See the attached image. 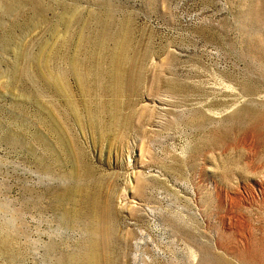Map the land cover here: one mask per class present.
I'll return each mask as SVG.
<instances>
[{
	"label": "rangeland",
	"instance_id": "374dc122",
	"mask_svg": "<svg viewBox=\"0 0 264 264\" xmlns=\"http://www.w3.org/2000/svg\"><path fill=\"white\" fill-rule=\"evenodd\" d=\"M94 258L264 264V0H0V264Z\"/></svg>",
	"mask_w": 264,
	"mask_h": 264
},
{
	"label": "bare ground",
	"instance_id": "6f19581e",
	"mask_svg": "<svg viewBox=\"0 0 264 264\" xmlns=\"http://www.w3.org/2000/svg\"><path fill=\"white\" fill-rule=\"evenodd\" d=\"M123 53V52H122ZM123 58L125 59V57L124 56H117V58L116 59H114V61H113V72H114V75H116V79H115V81H116V86L113 88L115 91H116V93H118L119 94V92L121 91V88H123V85H124V72H125V70L123 69V67H122V64H123V62H124V60H123ZM53 78V77H52ZM49 79V78H48ZM57 82L59 83V81L57 80ZM62 82V81H61ZM119 82V83H118ZM117 83H118V85H117ZM60 85H62V84H60ZM118 113V114H117ZM119 111L118 110H116V112L114 111L113 112V116H114V118H116V117H119ZM119 119V118H118ZM98 262H97V260L94 258V264H97Z\"/></svg>",
	"mask_w": 264,
	"mask_h": 264
}]
</instances>
